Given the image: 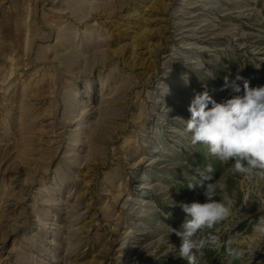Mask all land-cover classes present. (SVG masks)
<instances>
[{
  "label": "rangeland",
  "instance_id": "obj_1",
  "mask_svg": "<svg viewBox=\"0 0 264 264\" xmlns=\"http://www.w3.org/2000/svg\"><path fill=\"white\" fill-rule=\"evenodd\" d=\"M238 74L264 85V0H0V264H187L207 165L233 209L197 264H264V181L173 119Z\"/></svg>",
  "mask_w": 264,
  "mask_h": 264
},
{
  "label": "clouds",
  "instance_id": "obj_2",
  "mask_svg": "<svg viewBox=\"0 0 264 264\" xmlns=\"http://www.w3.org/2000/svg\"><path fill=\"white\" fill-rule=\"evenodd\" d=\"M236 81H242V86ZM223 88H231L229 98L217 102L208 91L197 93L189 105L190 119H173L185 124L184 131L191 134L193 146L203 144L212 157L224 163L232 161L233 174L264 181V85L252 87L238 74L231 82L225 77ZM196 171L198 175L187 187H201L204 202L180 203L187 218L179 229L169 226L170 234L180 238L179 258L187 264H197L204 249L217 243V237L206 235L205 230L227 219L233 209L226 183L223 178H215L213 167L207 165ZM254 230L264 236V218Z\"/></svg>",
  "mask_w": 264,
  "mask_h": 264
},
{
  "label": "bare ground",
  "instance_id": "obj_3",
  "mask_svg": "<svg viewBox=\"0 0 264 264\" xmlns=\"http://www.w3.org/2000/svg\"><path fill=\"white\" fill-rule=\"evenodd\" d=\"M226 5V4H225ZM192 31V30H191Z\"/></svg>",
  "mask_w": 264,
  "mask_h": 264
}]
</instances>
